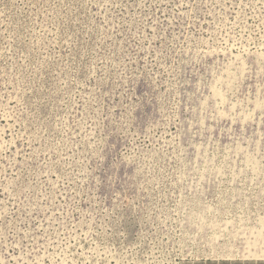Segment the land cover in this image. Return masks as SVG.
Segmentation results:
<instances>
[{
  "label": "rangeland",
  "instance_id": "1",
  "mask_svg": "<svg viewBox=\"0 0 264 264\" xmlns=\"http://www.w3.org/2000/svg\"><path fill=\"white\" fill-rule=\"evenodd\" d=\"M264 259V0H0V264Z\"/></svg>",
  "mask_w": 264,
  "mask_h": 264
},
{
  "label": "crops",
  "instance_id": "2",
  "mask_svg": "<svg viewBox=\"0 0 264 264\" xmlns=\"http://www.w3.org/2000/svg\"><path fill=\"white\" fill-rule=\"evenodd\" d=\"M182 264H264V259H203L187 260Z\"/></svg>",
  "mask_w": 264,
  "mask_h": 264
}]
</instances>
